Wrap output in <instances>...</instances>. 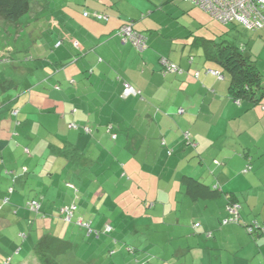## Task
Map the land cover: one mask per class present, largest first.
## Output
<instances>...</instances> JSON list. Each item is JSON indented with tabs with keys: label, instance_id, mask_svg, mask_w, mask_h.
<instances>
[{
	"label": "crops",
	"instance_id": "1",
	"mask_svg": "<svg viewBox=\"0 0 264 264\" xmlns=\"http://www.w3.org/2000/svg\"><path fill=\"white\" fill-rule=\"evenodd\" d=\"M33 3L32 11L18 23L2 20L4 26L0 28V55L7 57L6 62L11 52L26 48L24 35L30 32L28 42L39 54L35 65L44 69L39 75L34 73L38 79L30 77V66L21 68L19 80L0 78L5 92L0 94V193L6 194V182L14 184L32 174L36 178L29 183L31 187L38 184L50 195H57L62 180L68 179L63 171L80 173L78 170L109 166L108 133L117 135L114 129H121L129 138L135 135L133 123L137 120L144 128L143 133L138 131L145 160L141 165L143 188L138 183L141 173L137 168L124 165L127 172L123 174L130 175L137 201L145 203L147 236L151 237L149 252L137 244L140 252L131 254L130 264L137 260L173 264L175 259L182 264H264L263 228H256L253 235L243 228V223L245 227L253 223L264 226V109L257 106L245 111V105L233 101L229 82L208 72L217 66L203 53L197 63L190 52L185 70L180 64L176 74H165L163 60L170 57L164 56L158 36H146L144 31L151 27L139 25L143 20L138 23L137 18L144 11L141 3L128 8L127 0H85L108 18L85 20L83 13L81 20L68 14L67 23L49 19L52 10L48 0ZM145 3L154 7L152 2ZM76 21L80 26L73 31L69 24ZM127 22L147 38L144 51H138L131 42L123 43L117 31ZM252 32V43L240 46L252 49L264 72V28ZM35 35L45 38L40 43ZM195 40L192 46L199 48ZM124 82H130L140 94L123 97ZM118 100L130 103L121 107ZM180 108L185 109L183 114L177 112ZM14 109H18L17 114H12ZM73 122L78 126L70 128ZM86 126L91 132L85 131ZM184 132H191L194 146H183ZM161 136L172 154L162 155ZM113 140H119L118 135ZM176 149L182 153L176 156ZM206 153L214 158L207 159ZM195 157L198 160L192 159ZM32 163H36L33 170ZM46 167H50L45 171L47 178L43 179V174L38 177ZM185 177H196L205 187L190 194ZM15 187L9 188V192L13 188L9 200L16 197L21 201ZM231 200L240 206V224L221 223L229 215ZM8 205H1L0 214L12 212L15 205ZM150 210L160 215H152ZM149 218L155 219L151 222ZM92 221L96 228L104 225L102 218ZM195 222L201 225L196 227ZM208 231L212 237L206 236ZM159 232L168 233L170 238L158 239L155 233Z\"/></svg>",
	"mask_w": 264,
	"mask_h": 264
},
{
	"label": "rangeland",
	"instance_id": "2",
	"mask_svg": "<svg viewBox=\"0 0 264 264\" xmlns=\"http://www.w3.org/2000/svg\"><path fill=\"white\" fill-rule=\"evenodd\" d=\"M35 1L36 0H31L32 7ZM48 1L51 3L50 9L52 12L49 19L52 21L57 19L64 20L67 23L66 19L68 14L74 15L77 19L82 20L84 19L81 17L83 13L84 15L86 12L89 14L94 13L92 5L86 4L85 0ZM140 1L127 0L128 8H132L133 5L141 3L140 5H142L144 11L138 18L136 17L138 23L143 20L139 25L142 27H145V25L151 27L149 30L145 28L146 30L144 32L146 36L148 34L150 35V33H153L155 37L158 36L157 43L160 48L165 49L164 56L170 57V60H172L175 65L180 66L181 64V69L183 70L188 66L189 60L186 58L190 52L193 53L192 56L197 63L202 59L203 47L199 46L198 48L192 46L197 36L219 39L218 34H220L223 29L228 28L227 24L219 22L210 12H207L202 7L198 5L192 6L189 2L183 0ZM145 1L154 3V7L149 8ZM85 17V20L91 19L92 15L90 17L85 15ZM81 20L80 22H83ZM2 23L3 21L0 18V28L4 26ZM78 26H80L78 21H76L74 25L69 24V27L74 29L73 31H76ZM229 28V32L225 35L227 39L233 42L236 41L239 44L252 43L251 36H254V33L250 29L244 27L242 24H238L237 26L229 25ZM29 33H25L24 35L25 43L27 44L26 48H17V51L11 52L12 56L8 62H6V56L0 55L4 58V62L0 65V78L4 80H11V78L19 80L18 75L22 73L20 71L21 68L28 66L32 67V71L29 70L27 75H29L31 71L32 74L30 77L32 78H36V75H34L35 72H37L38 75L43 73V67L40 68L35 65V62L39 60L37 59L39 54L36 47L28 42L30 41ZM35 36V38H37L36 41L39 42L42 38H45V36L42 37L39 35L42 38L38 39L39 37L37 35ZM257 38L258 36L256 40ZM47 53L49 54V52ZM261 69L263 71V68ZM17 91V93L21 92L20 90ZM4 93L5 92L2 91L0 86V94ZM128 102L130 103V101L118 100L117 104L121 106L122 103L127 104ZM10 104V102L5 104L3 108L8 107ZM122 110L126 109L123 108ZM112 120L110 121L115 122V118ZM133 124L136 132L135 135H130L129 138L128 133L121 129H114V133H117L119 140L111 139L110 137L116 134L112 135L108 133L107 139L108 146L110 145V147L108 153H106V157L110 159L109 161H112L109 166L102 164L96 169L78 170L80 173H76L75 171H63V173L68 176V179L62 180L63 184L61 185L60 192L56 190L58 193L57 195L54 194L55 196L47 193L46 189L39 188L38 184L31 187L29 183L31 181L32 183L35 182L33 178H36L32 174H27L14 184L11 182L5 183L6 194L2 195L0 193L1 205H5L3 202L6 197L12 198V193L9 192V188L13 185L16 186L15 194L17 193L20 195L22 200L16 201V197L11 201L9 200V205H15L11 208L12 210H10L12 212L7 213L4 211L0 214V264H3L4 259L7 257L12 258L13 264H36L32 258L31 260L29 258L31 257L35 242L45 232H52L63 239H68L73 242V250L66 252L65 255L60 257L59 260L61 264H130L133 258L131 256L132 253L128 251V245L134 247L139 243L147 248L146 253L149 252L148 238H150L151 235L148 234L147 236L145 203L143 201H137L134 197L137 191L130 175L126 173L123 174V172H127L125 168H137L136 172L141 173V179H139L138 183L141 184L143 188L141 165L145 164V160L143 161L142 153H140L139 132L143 133L144 128L138 126L137 120H135ZM162 139L166 140V138L164 136L159 138L160 147L164 150L162 155H168L166 152L170 147L169 145L167 147L161 146ZM183 146H185V142ZM142 150H144L143 155L145 156V149L143 148ZM181 153L180 150L178 151V149H176V156ZM210 153L214 154L212 150ZM206 156L208 157L207 159L214 158L211 154L206 153ZM192 159L198 160L197 157ZM35 165L36 163H32L30 168L33 170ZM50 167H46L43 171L44 173H39L37 176L39 177L43 174L42 178H47L48 175L45 171ZM161 167L163 170L164 167ZM28 175L32 178H29ZM135 177L138 179V176ZM65 180L73 186L78 187V197L73 189L69 188L68 184L65 183ZM42 194H44L45 197ZM140 195L144 197L143 189H141ZM94 196H96L94 200L95 204H93ZM64 198H66L67 201H64ZM28 199L37 200L40 203L41 210L35 212L26 208ZM149 201H152V199ZM63 202H65L66 205L76 203V206H78L72 222L64 218L61 214V209L64 207ZM5 210L8 211L7 208H5ZM15 211H17V213ZM149 213L157 216L160 215L158 211L150 210ZM95 217L98 219L102 218L104 225L106 223L111 225L113 228L112 233L108 235L101 233L99 237H97L96 234L88 235L89 230L78 223L80 218L94 220ZM152 219L155 218H149V221L152 222ZM30 223H32V227ZM236 223L240 224L238 222ZM42 224L45 225L44 228L41 227ZM194 224L196 227L201 225L200 222H195ZM93 225L95 226V224ZM101 227L102 224L99 228L102 229ZM243 228L248 233L247 226L245 227L244 223ZM21 233H25L26 237ZM207 235L209 237L213 236L209 231L206 236ZM155 236L158 239L161 238L166 241L170 238L166 232L155 233ZM115 239L118 240V243H115ZM152 243L155 245L153 239ZM168 249L172 250L173 247L169 246ZM182 263L183 262L179 259H175L173 262V264Z\"/></svg>",
	"mask_w": 264,
	"mask_h": 264
},
{
	"label": "trees",
	"instance_id": "3",
	"mask_svg": "<svg viewBox=\"0 0 264 264\" xmlns=\"http://www.w3.org/2000/svg\"><path fill=\"white\" fill-rule=\"evenodd\" d=\"M31 11H32L31 0H0V18L4 20L7 24L18 23L22 16L27 15ZM238 24L241 23L233 22L232 24H227L228 28L223 29L221 33L218 34L219 39H215L213 37L208 38L206 36H198L197 39L195 40V44L203 47V56L205 57V59L214 61V63L218 68V69L217 68L216 69L211 68V69L219 72L223 76V79L225 78L229 82L228 93L233 101L235 102L237 101L238 103L245 105L246 108L245 111H248L249 109L255 108L257 106H261L262 109H264V74L262 69L259 67L258 57L252 52V49L249 46L248 47L240 46L238 42L236 41L233 42L225 37V35L229 32L230 29L229 25L237 26ZM134 29L136 30L135 27ZM251 31H256V30H251ZM137 32L141 33L145 37V35L142 32L140 31ZM146 48H148V44ZM161 58L163 59V57ZM179 70H181L180 67L176 72H178ZM163 72L165 74L168 73L176 74V72L167 71L166 65H164ZM223 79H219V80H223ZM180 109L177 112L179 114H183L185 112V109L183 108L184 109L183 112H180ZM183 138H184L183 141L185 142V146L188 144L191 147L196 144L194 138L191 135V132H184ZM161 143L163 147L168 146V143H166L165 139H162ZM172 152L173 150L168 148L167 153L172 154ZM185 180L187 187L186 189H188V192L190 194H193V192L199 190L201 186L205 187L203 182H201L196 177H185ZM71 188L73 189L74 193L77 194L76 186L74 188L73 187ZM235 202H236L235 200H231L230 203H235ZM74 204L76 205V203ZM1 208L2 206L0 205V209ZM80 219H83L85 223H90V226L88 228H85L83 226L85 229L89 230L88 235L96 234L97 237H99L101 233L105 235L112 233L113 228L108 223L106 225H109L112 228L111 231H107L106 225L105 226L103 225L101 227L102 229L96 228L93 225V221L91 219L88 220H86L85 218H80ZM30 224L32 227V223ZM41 227L44 228L45 225L42 224ZM21 234L24 237H26L25 233H21ZM115 243H118V240L115 239ZM73 247L74 245L72 241L68 239H63L62 237L52 232H45L35 242L32 248L31 257L29 259L31 260L32 258V260H34L36 264H61V261L59 260L60 257L65 255L66 252L73 250ZM128 247H129L128 251H130V253L134 255L137 254V252H140L138 246L133 247L128 245ZM3 264H13L12 258L7 257L6 259H4ZM135 264H148V263L145 261L137 260V263Z\"/></svg>",
	"mask_w": 264,
	"mask_h": 264
},
{
	"label": "built area",
	"instance_id": "4",
	"mask_svg": "<svg viewBox=\"0 0 264 264\" xmlns=\"http://www.w3.org/2000/svg\"><path fill=\"white\" fill-rule=\"evenodd\" d=\"M189 2L195 6H200L207 12H210L211 15L217 19L219 22L225 24H232L233 22H239L243 26H246L248 29L257 30L260 28H264V0H183ZM86 16H93L99 20L107 19L108 16L99 13L98 11H94L93 14L85 13ZM118 34L123 39V43L131 42L137 50L144 51L147 47V39L141 34L138 33L131 23L124 24L121 28L118 29ZM61 44V42H59ZM192 59V58H191ZM164 63L166 65L167 71L176 72L179 67L169 60L164 58ZM4 62V58L0 56V65ZM209 73H213L218 76L219 79H223V76L215 71L208 70ZM199 73H197V77ZM74 82V80H72ZM123 97H128L130 95H137L139 91L133 86L130 82L123 83ZM184 109L181 108L180 112H183ZM18 109H14L12 114H17ZM76 123H72L70 128L77 127ZM86 132H91V127L86 126ZM113 138H117V135H113ZM248 166L247 169H249ZM73 187V185H70ZM13 191V188L10 189V192ZM9 199L6 198L4 203H8ZM239 205L237 203H230L227 207V211L229 213L228 217L222 219L223 224H230V222H238L239 221ZM26 208L31 209L32 211L38 212L41 210L40 203L35 199H30L27 202ZM77 206L73 204L64 205L61 209V214L69 221H72L76 212ZM1 210V209H0ZM79 224L88 228L90 223H85L83 219H80ZM256 228H263L256 223L253 225L247 226V231L249 234H254ZM107 231H111L112 228L109 225H106Z\"/></svg>",
	"mask_w": 264,
	"mask_h": 264
}]
</instances>
